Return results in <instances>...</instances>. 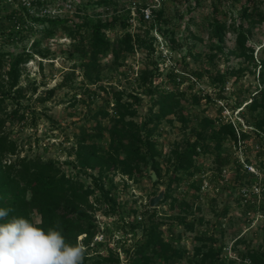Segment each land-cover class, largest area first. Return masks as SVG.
<instances>
[{"label":"rangeland","instance_id":"374dc122","mask_svg":"<svg viewBox=\"0 0 264 264\" xmlns=\"http://www.w3.org/2000/svg\"><path fill=\"white\" fill-rule=\"evenodd\" d=\"M97 1L100 0H50V5L63 7L66 3H71L73 12H67L64 17L75 23H82L86 16L92 19L108 17L114 13H127L131 16V31L146 37L154 51L137 48L133 53L125 54L118 62L109 56L102 60L99 76L100 83L108 88L124 91L125 95L132 92L140 95L142 101L137 106L139 119L148 116L154 100L143 94L140 85L141 72L148 65L155 72L153 83L158 87L169 86L166 74L175 69L180 76L183 75L181 77L186 78L188 75L189 78L190 75L195 77V71L203 73L197 82L190 78L195 83L192 93L216 97L220 90L223 91L226 97L223 100L209 104L204 99L198 106L187 104L185 112L192 121L189 125L192 128L198 127L202 117H218L226 109L236 119L238 111L263 86L259 71L260 63L264 61V24L246 25L251 31L250 45L254 48V62L237 55L236 32L231 27L236 22L245 0H117L118 3L112 7L94 9ZM257 2L260 3L264 16V0ZM6 3L8 7L16 6L11 0ZM78 4L88 8L79 10ZM146 8L152 11V16L153 11L163 8L167 22H156L154 16L145 18L143 10ZM141 15L145 22H142ZM215 16L228 26L223 52L212 49V44L216 41L207 24ZM27 24L34 30L38 27L31 22ZM40 35V30H37L30 41L25 43L28 50L33 39ZM74 44L61 30L49 44H42L41 50L49 51V58L43 59L36 54L32 61L23 66L20 80L23 98L19 100V105L8 101L7 110L10 112L20 108V113H25L26 117L25 120L15 118L6 127V131L11 133V137L23 151L22 155L40 157L43 161L57 159L66 163L74 160V149L77 147L75 135L83 128L94 127L100 119L94 118L96 111L107 105V95L96 84L84 81L82 57L77 53L70 54ZM6 49H17L20 52L22 45L20 43L19 48L10 45ZM239 68L246 69L244 76L242 73L231 74L232 70L237 71ZM210 74L224 76L225 83L212 82ZM181 79V89H186L192 83L188 79ZM51 89H55V92L49 98L47 92ZM44 98L45 102L40 100ZM111 101L109 99L108 102ZM111 112L113 113L112 109ZM262 115L259 114V117ZM241 116L246 122L245 117L252 118L246 110L241 112ZM101 120L104 127L108 126V118ZM253 120L252 118V122ZM101 132L104 136L102 147L107 148V131ZM189 137L190 129L185 128L180 121L162 124L154 139L162 150L159 161L164 169L171 164L168 161L171 145ZM243 140L241 143L226 140L220 157L227 156L230 162L224 166L217 162L216 152L201 154L197 158V165L203 172L198 173L194 181L173 189V195L178 198L174 208L172 209L170 200L160 202L156 208L158 220L163 224L166 236L174 239L181 254L169 262L156 260L153 264H230L231 252L241 259L240 253L249 249L264 250V136L259 137L251 131L249 138ZM10 159L14 158L7 160ZM242 161L253 165L261 176L249 174L244 170ZM65 169L87 184L93 182V176L97 175L93 172V176L78 177L77 169L71 165ZM111 178L119 190L113 191L111 183L106 181V187L111 188L115 200L111 204H98V211L114 217L112 220L104 219L112 223L111 228L114 231L119 228L126 232L131 225L141 222V226L136 228L135 236H129L130 240L122 246L127 248L131 244L135 245L143 236L142 222L147 221V213L154 209L148 202L161 190H166L168 179L164 175L161 182L155 185L148 177L127 184L120 173L113 174ZM193 182L195 186L192 185ZM254 187L260 191V196H255L252 192H248L247 197L243 196L244 189L250 190ZM179 216L193 221L194 230L190 231L177 224L176 218ZM34 218L38 220L36 215ZM126 221L129 225L124 223ZM170 225H173L174 232L169 231ZM178 235H181L180 239H177ZM201 238H213L215 242L203 241ZM104 244H96L91 250L107 253L109 246L105 247ZM211 245L221 249V261H202L201 255L197 254L198 250L206 251ZM239 263L235 261V264Z\"/></svg>","mask_w":264,"mask_h":264},{"label":"trees","instance_id":"16d2710c","mask_svg":"<svg viewBox=\"0 0 264 264\" xmlns=\"http://www.w3.org/2000/svg\"><path fill=\"white\" fill-rule=\"evenodd\" d=\"M6 1L0 0L2 4L0 5V207L13 209L9 217L23 216L45 230L58 224L68 242L75 244L79 236L86 234L84 243L90 245L98 232L95 222L98 204H111L115 200L111 188L114 189L113 191H118V185L111 178L113 174L120 173L134 181L148 177L152 181L150 172L153 170L158 176L156 182L152 181L155 185L161 182L164 175L167 176L163 202L170 200L173 209L178 202V198L173 195V189L194 181L196 175L203 172L197 165V158L201 154L216 152L220 166L230 162L229 157L221 158L220 154L224 150L226 140L238 141L232 123L224 121L221 115L204 116L200 119L197 128L189 127L192 121L185 112L187 104L198 106L204 99L211 104L226 98L222 90L216 94V97L210 94L202 96L192 93L194 82L200 80L203 73L195 71V77L190 75L191 79H195L193 82L189 75L188 78L181 77L183 75L180 76L179 72L172 69L166 74L169 86L158 87L153 83L155 72L149 65L145 67L141 72L140 85L143 94L154 100L148 116L144 119H139L137 106L142 98L137 92L125 95L124 91L108 88L100 83L99 72L103 59L112 56L115 62H118L125 54H131L137 48L154 51L146 37L131 31L130 15L114 13L96 19L86 16L82 23H75L67 17H37L23 7L20 0H12L16 3L15 7L6 6ZM117 3V0H100L93 8L112 7ZM47 5H50V0L44 2L39 0L36 4L37 7ZM77 7L79 10L88 8L79 4ZM153 16L156 22H167L163 8L153 11ZM141 20L145 22L143 15ZM28 22L34 23L39 28L34 30L28 26ZM247 24H264V16L257 0H245L236 22L231 25L236 32L237 55L254 62V48L250 45L251 31L246 28ZM207 25L216 41L212 44V49L223 52L227 23L215 16ZM37 30H40L41 35L33 39L28 50L25 43L30 41ZM61 30L75 43L70 54L77 53L82 57L81 69L84 81L96 84L99 90L107 95V105L96 111L94 118L100 119L94 127L83 128L78 135H75L77 147L74 149V160L65 163L57 159L43 161L40 157L32 158L28 155L21 157L22 150L17 141L11 137V133L6 131V127L15 118L25 120L26 115L20 113V108L8 112L7 102L11 101L19 105V100L23 98L20 87L23 66L32 61L36 54L43 59L49 58L50 52L41 50L42 44H49ZM170 39L174 42L173 37ZM20 43L22 45L20 52L17 49L13 51L6 49L10 45L19 48ZM6 59H9L8 63ZM260 64L259 77L261 76L263 86L255 91L250 102L242 110H246L254 119L252 122V118L245 117L247 123L254 127V133L263 137L264 61ZM245 72L246 69L239 68L237 71L232 70L231 74L242 73L244 76ZM181 78L190 80L191 85L181 89L179 85L183 80ZM210 78L214 83H225V77L222 75L210 74ZM54 92L55 89L47 92L49 98ZM109 99L112 100L113 107L108 102ZM40 100L46 101L45 98ZM261 113L263 115L259 117ZM105 118L109 119V124L104 127L101 119ZM176 120L190 129V137L171 145L168 159L171 164L169 168L164 169L159 161L162 150L159 149L154 138L163 123L173 124ZM102 130H106L108 134L107 148L102 147L104 138ZM241 136L243 139L249 138L248 133L243 132ZM8 158L14 159L7 160ZM70 165L77 169L78 177L93 176V172L97 175L93 176V182L87 184L81 178H76L67 172L68 169L65 168ZM106 181L111 183V188L106 187ZM192 185L195 186V182ZM157 215L156 208L147 213V221L142 222L143 236L132 250L131 248L126 250L127 264H153L156 260L169 262L181 254L175 246L174 239L166 236L164 226ZM176 220L177 224L183 225L185 229L192 231L195 228V223L188 221L186 217L179 216ZM140 226L141 222H137L131 225V230L136 232V228ZM169 231L174 232L173 225H170ZM180 237L181 235H178L177 239ZM201 240L215 242L213 238H201ZM197 252L201 255L202 261L213 259L221 261V249L213 245L208 246L206 251ZM89 254L90 251H87L84 264H121L118 253L113 250L107 255ZM240 256L242 260L249 259L252 264H264V250L249 249L245 253H240ZM230 261V264H235L236 260Z\"/></svg>","mask_w":264,"mask_h":264},{"label":"clouds","instance_id":"9594fccd","mask_svg":"<svg viewBox=\"0 0 264 264\" xmlns=\"http://www.w3.org/2000/svg\"><path fill=\"white\" fill-rule=\"evenodd\" d=\"M0 207V264H84L87 249L67 241L57 224L47 230Z\"/></svg>","mask_w":264,"mask_h":264},{"label":"built area","instance_id":"2783aa9c","mask_svg":"<svg viewBox=\"0 0 264 264\" xmlns=\"http://www.w3.org/2000/svg\"><path fill=\"white\" fill-rule=\"evenodd\" d=\"M38 1L39 0H20L22 6L27 8L31 14H33L37 17L65 18L64 14H66L67 12H73V6L71 3H66L65 5H63V7H59V5L56 6V4H54L53 6L47 5V6L37 7L36 4ZM40 1L44 2L45 0H40ZM11 2H12V0H11ZM51 6L53 7V9ZM143 12L145 14V18H147V19H149L152 16V11L149 8L144 9ZM32 24H34V23H32ZM193 80L195 81L194 78H193ZM242 111H243L242 109H240L238 111L236 119H234V117L229 113L228 109L223 111L222 115H221V117L224 121L232 123L233 126L235 127L237 135H238V142L239 143H241L243 140V138L241 136V134L243 132L251 134V131H255L254 127L249 125L244 120V118L241 116ZM235 142H237V141H235ZM22 154H23V151L21 152V157H24L25 155H22ZM242 166H243L244 170H246L249 174H252L253 176H257V177L261 176L260 172H258L253 165H250L246 161H242ZM122 177L125 179L126 183H129V182L133 183L134 182V180L129 179L127 176H122ZM122 183L125 184V182H122ZM118 190H119V188H118ZM248 192H252L255 196H260V191H258L257 187H254L250 190L244 189L242 191L243 196L247 197ZM148 204H149V202H148ZM108 218L110 220L114 219V217L107 216L105 214H101V212L97 210L95 212V222H96V225L98 227L97 228L98 229L97 234L95 235V237L91 241L90 245H86L84 243V240L87 237L86 234L79 236L78 242L83 244L85 246V248L87 249V251L90 250L89 255H92V254L107 255L110 250H113V251L118 253L120 260H121V264H127L128 256L126 254V250L128 248H131V250H132L135 247V245L131 244L127 248H123L122 246L126 245V243H127L126 241L129 239V236L131 238H133L135 236V232H133L131 230V227H129L128 228L129 230H127L126 232H123L122 229H119V228H117V231L112 230V228H111L112 223L104 220V219H108ZM124 223L129 225V223L127 221ZM123 226H125V225H123ZM107 235H109V236H107ZM136 242H135V244H136ZM96 244H99V245L104 244L105 247L109 246L107 253H104V251L91 250V247L96 245ZM229 258H230V260L239 261L242 264H252L249 259L242 260V259L238 258V256L235 253L232 254V252L229 254Z\"/></svg>","mask_w":264,"mask_h":264},{"label":"water","instance_id":"95a60500","mask_svg":"<svg viewBox=\"0 0 264 264\" xmlns=\"http://www.w3.org/2000/svg\"><path fill=\"white\" fill-rule=\"evenodd\" d=\"M150 173H151L152 181L156 182L158 180V176H157L156 172L152 170ZM165 191L166 190H161L158 195H155V196L150 198L149 205L151 208L155 209V208L159 207L160 202L164 200Z\"/></svg>","mask_w":264,"mask_h":264}]
</instances>
